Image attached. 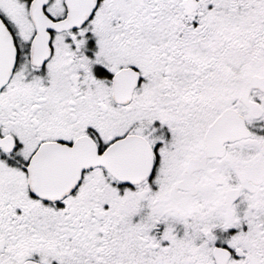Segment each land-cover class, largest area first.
Here are the masks:
<instances>
[{
    "label": "snow or ice",
    "instance_id": "snow-or-ice-1",
    "mask_svg": "<svg viewBox=\"0 0 264 264\" xmlns=\"http://www.w3.org/2000/svg\"><path fill=\"white\" fill-rule=\"evenodd\" d=\"M0 264H264V0H0Z\"/></svg>",
    "mask_w": 264,
    "mask_h": 264
}]
</instances>
